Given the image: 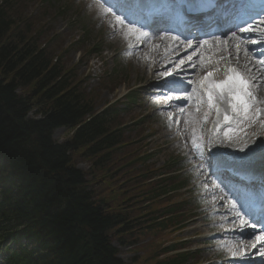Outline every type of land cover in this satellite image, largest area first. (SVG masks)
Wrapping results in <instances>:
<instances>
[{"label": "trees", "instance_id": "16d2710c", "mask_svg": "<svg viewBox=\"0 0 264 264\" xmlns=\"http://www.w3.org/2000/svg\"><path fill=\"white\" fill-rule=\"evenodd\" d=\"M14 1L0 0V227L27 230L35 264H126L112 234L129 230V210L96 200L73 161L82 151L94 167L109 162L112 114H94L60 58L15 21ZM61 127L75 129L62 142Z\"/></svg>", "mask_w": 264, "mask_h": 264}, {"label": "rangeland", "instance_id": "374dc122", "mask_svg": "<svg viewBox=\"0 0 264 264\" xmlns=\"http://www.w3.org/2000/svg\"><path fill=\"white\" fill-rule=\"evenodd\" d=\"M55 1L56 2L52 4L54 9H48L46 12L47 16H41L42 12H40L38 0H30L28 6L16 5L15 7L16 11H20V16L22 18H28L27 20L32 26L39 28L45 33L42 35L43 40L45 39L46 41L48 36L49 49L51 52H56L60 57L62 54V60L67 66H74L76 70L74 72H77L74 82L77 83L80 88L84 89L86 96L89 97L95 105V110L100 111L105 105L115 102V100L122 97L131 86H142L141 88H143L148 85L149 80H144L145 78L141 77V72L137 69L136 65L124 59L122 55L124 50H122L119 44L120 42L111 39L102 24H100V27L99 24L97 26L96 20L100 18V16L96 17V12L92 6L84 2L79 3L76 0H68L73 4V8L71 10H65V8L61 10L60 6H63L66 0ZM15 21L18 22L19 19L16 17ZM84 30H89L90 37L86 38V43L82 45L81 50L79 52L78 50L75 51V48L71 46L65 49L68 44L71 43L82 44L83 38L86 37L83 35ZM118 31L124 32V28L118 29ZM54 34H59L60 37L52 43L49 36ZM93 45L95 47L99 45L103 46V50L99 53L105 63L103 66H100L101 62L98 61L94 53V55L88 54L89 48ZM80 54L83 56V60L77 64L76 62H78ZM77 65L78 67H76ZM147 92H145V89H140V99L137 105L125 109L118 117L121 128L123 129L124 145L113 152L109 158V162L105 166L100 168L94 167L92 160L86 157L82 151L73 154L74 164L86 172L88 183L94 191L96 200L105 199L107 202L109 201L111 205L113 203L126 204L130 209L139 211V214H153L155 210L160 212L163 208L164 201H157L151 198L153 202H150L149 205H145L144 200L152 197V193L150 187L141 183V180L138 178V172L135 171V168H140L139 164L136 165V163H134L132 167L125 168L133 172H124V160L128 161L132 156H137L138 151L141 150V146L143 145L145 147L146 143L140 141L139 138L152 132L149 143L145 149L148 152L151 150L155 154V157L151 158L149 162L153 164L156 163L159 166L165 165L172 154L176 155L179 153L181 155H186L187 153V151L182 148L169 147V143L162 139V135H169L168 130H170V128L165 118L157 112L158 104L152 102L150 98L151 93ZM157 94L158 93L154 95ZM148 107L150 108L148 109ZM198 127H200L199 124ZM72 132L73 131L67 128H59L54 132L53 137L57 141H65L71 137ZM261 145H264L263 141L258 143L254 148V155H261L260 161L264 159V152L260 150ZM142 153L143 151H141V154ZM254 155L246 156L244 153H241L236 155L235 158L241 161L251 158V163L257 164L259 163V159L254 160ZM151 163L149 166L154 167ZM188 171L190 172V170ZM126 176L129 177V179L125 180L124 183V177ZM187 177H190L189 173ZM186 196L190 202L189 208L197 211L199 208L197 197H195L194 194H186ZM126 198L129 199L126 200ZM188 234L186 230L181 236H188ZM112 236L113 242L119 249L120 257L127 264H161L160 262H164L168 257L162 255V252H159L160 249L157 246L161 244L168 245L179 241L175 240L178 238L176 233H172L168 230L150 232L146 227L135 231L133 234L127 235L123 245H120V240H118L116 235L112 234ZM195 243V246L201 247L207 244L211 245L212 240ZM222 256L220 255V258H222ZM204 257L205 258L199 256V258L204 261V264L216 259Z\"/></svg>", "mask_w": 264, "mask_h": 264}, {"label": "bare ground", "instance_id": "6f19581e", "mask_svg": "<svg viewBox=\"0 0 264 264\" xmlns=\"http://www.w3.org/2000/svg\"><path fill=\"white\" fill-rule=\"evenodd\" d=\"M89 1V0H85ZM211 18L213 20H216L219 18L218 14H214ZM231 18L226 15L225 17L221 16L219 19L225 21L226 19ZM217 20V24H219L220 27L223 26L222 22L220 20ZM183 37H186V35L182 34ZM188 38V36H187ZM190 40H196L195 37H190ZM124 42V47L126 49H132V48H140V51L137 53V57L139 59V63L142 65L144 68L143 70V76L146 77L147 74L152 71V70H161V68L166 67L167 65L171 64V69L175 70V72H182L185 70V63L180 65V60L177 59L176 54L179 52V50H176L177 44L173 43L172 41H169L168 37L164 36L160 32H155L152 35H148L147 39H141L137 41L136 39H126L123 40ZM219 54L217 53L216 59L218 57H221V60H217L216 63H218L219 66H227V65H234L237 68V71L246 75L247 80L249 81V91L252 93V96L254 97V100H249V103L252 104H258L261 99V103L264 104V73L261 71V69L257 66H253L249 64L247 58L245 55H242L240 53L239 57H237V52L234 50V48H231L230 50H225L221 49L219 47ZM181 50V49H180ZM186 62V59H181ZM200 66H203L201 62H198ZM179 65V66H178ZM220 77L223 78V73L225 71L220 70L219 71ZM193 79L195 80L196 77L194 76ZM224 80V79H222ZM221 80V81H222ZM195 90V89H194ZM214 96L217 100L218 104H221L222 107H224V101L225 99H228L227 93L224 94L222 97L219 94V90H215ZM261 104V105H263ZM264 106V105H263ZM166 107H171L173 108L172 102L166 105ZM173 111H166L164 112L165 115L170 116ZM183 113L191 115V113L188 110L184 111H179L177 115H183ZM232 126H235L234 120L231 122ZM220 125H216V128L219 129ZM234 139H232L231 144L233 145ZM176 142V141H175ZM215 144V143H214ZM240 147L238 146L236 150H238ZM239 152V151H236ZM196 168V167H195ZM207 178L205 177L204 180L201 181V185L204 189H208V182ZM241 188V187H240ZM212 200H214V204L210 205L209 208H213L216 210H220L223 204H227V200H220L218 196H212ZM228 209L225 211V213H222L218 216H213L211 217L212 219L218 218V219H225L230 215V211ZM228 222V223H227ZM227 223V228L234 229L239 226V221L233 219H229L226 222L220 223L221 226L225 225ZM226 228V227H225ZM206 229L205 225L198 226L194 230L195 231H204ZM225 235L231 239L230 245L233 247L232 250L239 251L241 248L244 249L245 253L250 250L252 247L253 241L250 239H246L244 237H241L238 233L236 232H226ZM207 250L209 248L207 247ZM256 250V248L253 250V252ZM213 251L210 250L209 253L207 254L212 255Z\"/></svg>", "mask_w": 264, "mask_h": 264}, {"label": "snow or ice", "instance_id": "6c2138e0", "mask_svg": "<svg viewBox=\"0 0 264 264\" xmlns=\"http://www.w3.org/2000/svg\"><path fill=\"white\" fill-rule=\"evenodd\" d=\"M107 2L111 3L112 7L115 8L117 11H119L121 13V15L124 17V19H127L129 21L130 25L138 23V21L133 18L131 8L129 7L132 3V0H107ZM107 10L108 9H106V11ZM116 20L120 23L124 22L121 19V16H116ZM255 27H256L255 24H248L247 27L239 28V32L240 33L251 32V31L255 30ZM137 31L138 30L133 28V27L128 28V33H137ZM232 36L238 41V43L236 44V49H237V52H239L240 46L244 41H243L241 36L237 35L236 32H233ZM147 37H148V33H146V32L141 31L138 33V38H140V39H144ZM171 39L173 41H176L177 37L173 36V37H171ZM217 42L219 43V41H217ZM253 42H255V41H253ZM225 43H226V41H225ZM206 45L211 47L209 40H204L200 44L199 47L203 48ZM187 47H189V48L192 47L191 43H189L187 45ZM245 52H247V49H245ZM198 53H199V49H197V52L194 53L193 55L198 54ZM193 55H189L187 57V60L191 61L193 59ZM201 61L203 62V56L202 55H201ZM179 63H180V65H182L185 63V61L180 60ZM260 64L262 66H264V60L260 61ZM189 66L193 67V68L195 67L194 64H190ZM229 72L231 74L228 75L224 80L211 82V86H210L209 91H208V99H209V101L213 100L215 90H219V94L222 97L224 96L225 93H227L228 97L230 98L229 102L231 104L232 110L234 112H236L238 109L242 108L245 116L247 117V114H248L249 109H250L249 100H254L252 93L248 89L249 81L246 80L234 68L229 69ZM162 75H171V73L165 72V73H162ZM211 76H212V73L209 72L206 75L205 79H208ZM180 98L181 97H177V99H180ZM184 99H187V97H184ZM181 111H183V109ZM217 112H219V108H217ZM259 113H260V110L257 109L256 110L257 116L259 115ZM205 119H206V117H205ZM230 119L231 118L228 115L224 116L225 121H229ZM225 135L228 136L229 133L226 132ZM192 143H193V147L197 151V153L199 155L203 156L205 149L203 147L202 140L200 142H198V138L196 136H194ZM253 145H255V141H253ZM260 150L262 152H264V145L260 146ZM238 151L241 153H244L246 156H250V155L255 154V149L252 146H250L247 142H245L244 145L238 149ZM204 167H206V165H201V168H204ZM237 175L240 177V179L247 180V176L245 174L237 173ZM239 192H240L241 197L246 198L249 196L250 190L247 188L241 187L239 189ZM245 206H246V204H244V203L241 204V207H245ZM258 209H259V213H260L261 218L264 219V199L261 200V202L258 206ZM233 210L235 211L234 220L239 221V226L237 228L233 229L232 231L238 233L241 237H243L245 230L249 226L255 227L256 225H254V224L250 225L249 220H246L244 218V215L237 209V206L234 202L231 204L229 211H233ZM248 215L250 217H252L253 219H255L256 210L252 209L250 207ZM260 230H261V234L255 235L254 241H253L251 247L256 248L257 254L261 257H264V223H262L260 225ZM229 252H230L232 257L244 258L246 255L243 248H241L239 251H235V250H232V248H229Z\"/></svg>", "mask_w": 264, "mask_h": 264}]
</instances>
